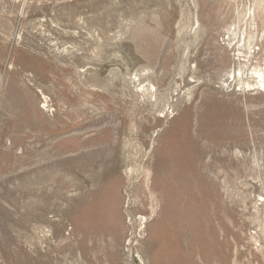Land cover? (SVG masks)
<instances>
[{"label":"rangeland","instance_id":"374dc122","mask_svg":"<svg viewBox=\"0 0 264 264\" xmlns=\"http://www.w3.org/2000/svg\"><path fill=\"white\" fill-rule=\"evenodd\" d=\"M256 70L264 0H0V264H264Z\"/></svg>","mask_w":264,"mask_h":264},{"label":"bare ground","instance_id":"6f19581e","mask_svg":"<svg viewBox=\"0 0 264 264\" xmlns=\"http://www.w3.org/2000/svg\"><path fill=\"white\" fill-rule=\"evenodd\" d=\"M256 75L257 77L259 78V83L261 86H264V72L263 71H259V70H256ZM152 88V87H151ZM145 92V91H144Z\"/></svg>","mask_w":264,"mask_h":264}]
</instances>
